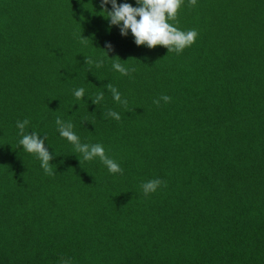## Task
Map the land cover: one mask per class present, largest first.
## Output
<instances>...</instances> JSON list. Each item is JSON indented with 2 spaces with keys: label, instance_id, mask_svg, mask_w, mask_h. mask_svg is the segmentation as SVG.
I'll list each match as a JSON object with an SVG mask.
<instances>
[{
  "label": "trees",
  "instance_id": "trees-1",
  "mask_svg": "<svg viewBox=\"0 0 264 264\" xmlns=\"http://www.w3.org/2000/svg\"><path fill=\"white\" fill-rule=\"evenodd\" d=\"M101 11L0 0V264H264V0H185L169 23L198 35L179 54L109 31ZM57 117L122 173L84 161ZM24 119L49 173L18 146Z\"/></svg>",
  "mask_w": 264,
  "mask_h": 264
},
{
  "label": "clouds",
  "instance_id": "clouds-1",
  "mask_svg": "<svg viewBox=\"0 0 264 264\" xmlns=\"http://www.w3.org/2000/svg\"><path fill=\"white\" fill-rule=\"evenodd\" d=\"M185 0H134V5L128 2L117 3V0H99L100 7L104 15H102L108 21V30L110 31L113 26L118 28L119 34L124 37L129 34L134 38V43L137 46L144 45L148 48L161 45L167 49L168 52L181 53L186 47L191 46L198 35L195 29L183 31L169 21H173L176 18L177 11ZM191 5L196 4V0H188ZM110 5V9L107 7ZM105 48L110 50L111 45H105ZM107 56L106 51H103ZM86 63H89L85 59ZM97 68L103 66V59L97 58L94 61ZM112 69L119 72L121 75H128L130 71L134 69H128L119 62H113ZM109 90L114 102L126 105L127 100L123 99L121 93L112 86H109ZM84 88H78L73 91V95L76 99L82 100L84 98ZM91 99V102L96 105L103 101L104 93L100 92L95 96V99ZM171 97L162 95L153 103L159 105L160 101L165 103L169 102ZM107 115L117 121L120 120V114L116 111L109 110ZM29 124L27 119L16 122V128L20 139L18 146L28 154L34 155L40 161V167L46 172H50V160L52 154L45 148L46 137L41 138V135L35 131L31 134L25 133V128ZM56 130L59 137L69 142L75 152L80 153L84 161H93L98 159L108 170L109 173H122L120 165L109 156L106 155L104 146L99 143L89 144L81 143L80 138L73 131L74 125L71 122H66L60 117L55 120ZM163 184L160 179L149 180L142 185L145 195L155 193Z\"/></svg>",
  "mask_w": 264,
  "mask_h": 264
}]
</instances>
